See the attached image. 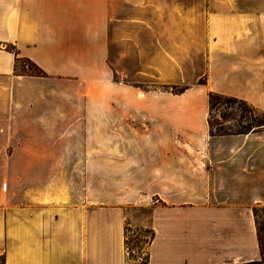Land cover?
I'll list each match as a JSON object with an SVG mask.
<instances>
[{
    "label": "crops",
    "instance_id": "crops-1",
    "mask_svg": "<svg viewBox=\"0 0 264 264\" xmlns=\"http://www.w3.org/2000/svg\"><path fill=\"white\" fill-rule=\"evenodd\" d=\"M209 94L264 114V0H0V263L127 264L138 208L147 264L259 261L264 131Z\"/></svg>",
    "mask_w": 264,
    "mask_h": 264
},
{
    "label": "rangeland",
    "instance_id": "rangeland-1",
    "mask_svg": "<svg viewBox=\"0 0 264 264\" xmlns=\"http://www.w3.org/2000/svg\"><path fill=\"white\" fill-rule=\"evenodd\" d=\"M18 70L29 74L38 71L28 62L21 59L17 64ZM170 92L183 91L179 87L169 88ZM180 93V92H179ZM211 95V97H210ZM222 95L209 94V121L213 130L217 127L228 133L264 131V115L246 103H229ZM255 220L260 239V261L264 264V207H255ZM126 226L127 264H140L146 258L147 244L151 238L150 227L147 225L149 210L147 208L128 209ZM1 264V263H0Z\"/></svg>",
    "mask_w": 264,
    "mask_h": 264
},
{
    "label": "trees",
    "instance_id": "trees-1",
    "mask_svg": "<svg viewBox=\"0 0 264 264\" xmlns=\"http://www.w3.org/2000/svg\"><path fill=\"white\" fill-rule=\"evenodd\" d=\"M21 59H19V60H17V62H16V66H15V71H16V73H19V74H22V75H31V76H41L42 75V71L39 69V68H37L33 63H31L29 60H27V59H23L24 61H26V62H28L29 64H31V66L33 67V68H35L37 71H38V74H29V73H26V72H21L20 70H18V68H17V64H18V62L20 61ZM179 92H181V91H176L175 93H179ZM210 97H211V95H210ZM226 99V101L227 102H229V103H236V102H239V103H241V104H243L244 105V102H242V101H240V100H237V99H234V98H225ZM264 115V114H263ZM264 124H260L259 126H263ZM252 131H254V130H252ZM249 132H251L249 129H247L246 131H244V132H237L236 134H247V133H249ZM209 133H210V136H225V135H230V134H232V133H228V132H225V131H223L222 129H221V127H217V129L216 130H213V128H212V125L210 124V121H209ZM235 134V133H234ZM254 217H255V211H254ZM256 227H257V224H256ZM150 231H151V238H150V240L152 239V237H153V232H152V230L150 229ZM149 240V241H150ZM257 240H258V245H259V250H260V244H259V242H260V239H259V236H258V231H257ZM149 243V242H148ZM125 245H126V243H125ZM260 263H262V261H254V262H249V263H244V264H260ZM140 264H147V255H146V258H145V260L144 261H142V263H140Z\"/></svg>",
    "mask_w": 264,
    "mask_h": 264
}]
</instances>
